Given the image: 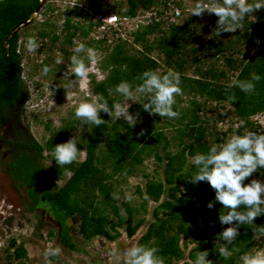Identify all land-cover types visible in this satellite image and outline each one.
Here are the masks:
<instances>
[{
  "label": "trees",
  "instance_id": "obj_1",
  "mask_svg": "<svg viewBox=\"0 0 264 264\" xmlns=\"http://www.w3.org/2000/svg\"><path fill=\"white\" fill-rule=\"evenodd\" d=\"M78 1L88 4L89 9L83 12L81 21L73 22L74 17H80L81 9H64L52 16L56 9L48 3L39 22L33 19L13 32L16 25L27 21L39 1L0 0V126L10 108L22 113L27 97L22 61H28L22 45L30 36L41 45L37 58L41 53L45 56L38 63L25 64L29 79L36 73L46 77L41 73L47 65L64 80L63 86L52 92H64V85L80 79L72 72L66 77V71L72 68L71 56L76 54L74 42L99 49L101 56L95 67L102 78L96 80L92 72L88 73V94L81 102L102 95L109 108L129 103V112L139 113L138 123L130 127L126 120L111 119L103 111L100 117L105 121L99 127L82 122L75 117L81 102L67 110L57 127L44 123L46 138L38 143L29 137L28 149L13 153L6 164L13 183L21 184L27 193V209L45 212L56 228L57 243L71 253L79 252L78 239L84 244L99 237L111 243L122 231L126 239H135L138 245L156 247L165 264H193L200 251H208L207 259L213 264H239L241 256L257 250L264 240V236L255 238L259 227L264 226V215L257 217L254 224L240 225L238 237L228 246L231 256L221 257L215 243L230 226L219 221V214L227 210L219 202L211 209L207 207L209 201L215 200V192L207 182H190L196 171L190 158L225 143L234 133L242 135L247 130L264 134V8L246 16L241 30L219 37L215 34V14L195 16L189 11L173 22L139 25L124 38L106 44L90 37L92 15L100 11L98 4ZM188 1L192 10L197 0ZM167 2L119 0L105 11L133 17L155 10L159 16L167 9ZM172 5L182 10V0H172ZM61 18L66 20L62 26ZM79 55L89 63L86 52ZM58 56L63 61L60 64L56 63ZM168 69L180 74L182 95L176 96L173 105L179 113L177 118L144 111L142 105L148 101V94L128 101L116 92L117 85L124 81L134 91L142 83L138 77L147 70L165 74ZM253 74L261 77L253 81L254 91L229 88L235 80H251ZM241 121L243 125L237 128ZM141 130L143 135H139ZM74 135L83 159L58 166L54 146ZM147 160L155 166L151 173L144 171ZM137 176L144 179L142 187L135 188L139 201L132 205L115 199V189ZM251 179L264 181V168L245 183ZM38 221L39 230L42 220ZM47 235L54 236L51 232ZM3 251L2 264H24L27 260L23 244L15 239L8 240Z\"/></svg>",
  "mask_w": 264,
  "mask_h": 264
},
{
  "label": "clouds",
  "instance_id": "obj_2",
  "mask_svg": "<svg viewBox=\"0 0 264 264\" xmlns=\"http://www.w3.org/2000/svg\"><path fill=\"white\" fill-rule=\"evenodd\" d=\"M264 8V0H197L191 15L202 16L203 13L215 14L218 17L215 34L219 37L225 32H236L243 28L241 23L246 16ZM116 14L112 12H96ZM95 13V14H96ZM92 15V20H93ZM66 20L61 18L59 25L62 26ZM40 43L34 36L28 37L24 47L29 53H35L40 48ZM71 56V72L75 77L84 79L88 75L89 67L85 59L79 54H87V60L95 63L97 52L95 49L86 47L84 43H78L73 49ZM58 56L56 63H62ZM51 68L45 65L42 75H47ZM139 80L141 84L135 87L124 81L116 87V92L122 94L128 101L136 95L148 94V101L142 105L143 110L150 115L158 114L160 117L170 119L177 118L179 113L173 110L176 96L182 95L180 87V74L173 69H168L165 74L158 71L147 70L142 73ZM261 77L253 74L251 80H235L229 88L238 87L241 91L252 92L255 90L253 81H259ZM231 99H235L234 96ZM129 103H116L109 108L107 101L102 95L92 97L90 101L81 102L75 110V117L85 123H93L97 127L104 123L100 117L101 111L108 114L111 119H124L130 127L138 123L139 113L129 112ZM243 125V121L237 128ZM141 130L139 135H143ZM78 138L74 135L66 142L54 146V160L58 166L69 165L77 161L82 150L77 145ZM190 163L195 166L196 171L189 179L192 184L207 182L215 192V200L209 201L207 207L213 208L215 202H219L227 211L219 214V221L226 227L220 234V240L216 241V251L225 259L231 256L229 245L233 244L239 235L240 225L254 224V220L264 215V181L251 179L250 183L245 181L258 169L264 168V134L245 131L242 135L234 133L225 143L213 145L207 153H197L190 158ZM241 209H244L241 211ZM264 236V226L259 227V235L256 239ZM223 241V243H221ZM156 247L138 245L131 243L127 248L121 250L113 247L109 252L108 264H165L164 258L158 255ZM60 249H49L48 256L59 255ZM208 251H200L193 264H213L207 259ZM242 264H264V249L254 250L240 257Z\"/></svg>",
  "mask_w": 264,
  "mask_h": 264
},
{
  "label": "rangeland",
  "instance_id": "obj_3",
  "mask_svg": "<svg viewBox=\"0 0 264 264\" xmlns=\"http://www.w3.org/2000/svg\"><path fill=\"white\" fill-rule=\"evenodd\" d=\"M90 1L96 2L98 4L97 11L103 12L107 6H111L113 2H118L119 0ZM49 3L56 9L51 14L52 16L58 11H63V9L74 10L75 7L72 4H78L76 8L81 9L82 13H80L78 19L74 17L73 22L81 21L83 12L89 11L88 4L83 5L84 3L78 0H51ZM190 6L191 4L188 0H182V17L191 11ZM43 12L44 10H42ZM42 13L40 14L42 15ZM72 13L74 14L76 11ZM41 18V16H36L34 20L39 22ZM77 44V42H74V46H77ZM24 45L25 43L22 45V53L27 56L28 61L27 63L25 60L22 61L24 64L22 78L25 81L27 97L22 106L21 116L23 123L28 128L30 137L40 143L46 138L43 124L50 122L52 127H57L59 120L64 117L67 110L79 104L86 97L88 94L87 78L79 79L77 83L70 82L69 85H64V92L54 94L52 90L62 87L64 80L52 71L46 77L39 76L36 73L29 79L25 64L38 63L45 54L41 53L37 58V51L29 53ZM95 50L97 52V60H99L101 52L99 49ZM96 62L88 63V73L92 72L96 76V80H100L102 74L96 69ZM70 72L71 69L66 71V77ZM36 118L39 120L37 123L35 122ZM82 159L83 154L81 153L79 160ZM5 162L6 159L3 164H0V264L4 261L5 253L3 250L6 242L10 239H15L16 242L23 244L27 253V260L24 264H108V254L113 247L123 250L131 243H135V239H126L122 231H120V237L114 242L107 243L104 239L98 237L83 244L78 239L79 252L71 253L64 250L57 243L55 238L56 228L45 212L39 208L33 212L27 209L28 198H26L23 187L20 184L13 183L7 175ZM144 167L146 173H151L155 166L152 161L147 160L144 163ZM143 181L144 179L141 176L128 178L124 185H120L115 189L114 198L135 205L139 201L135 188L138 186L141 188ZM60 183L57 182V184ZM38 218L42 220V226L39 230L36 229L37 224H39ZM48 232L53 233L54 236L48 237ZM57 247L60 249V253L55 256L56 260H51L47 252L50 248L55 249ZM262 249H264V240L261 241V245L257 248V250ZM239 264H242V262Z\"/></svg>",
  "mask_w": 264,
  "mask_h": 264
},
{
  "label": "built area",
  "instance_id": "obj_4",
  "mask_svg": "<svg viewBox=\"0 0 264 264\" xmlns=\"http://www.w3.org/2000/svg\"><path fill=\"white\" fill-rule=\"evenodd\" d=\"M167 9L157 15L155 10L137 13L133 17H119L113 14L96 13L93 16V29L90 37L94 40H104L110 44L113 39L124 38L125 34L135 30L139 25H148L153 21L173 22L181 16V10L168 0Z\"/></svg>",
  "mask_w": 264,
  "mask_h": 264
},
{
  "label": "flooded vegetation",
  "instance_id": "obj_5",
  "mask_svg": "<svg viewBox=\"0 0 264 264\" xmlns=\"http://www.w3.org/2000/svg\"><path fill=\"white\" fill-rule=\"evenodd\" d=\"M50 1L51 0L48 1L44 0V3L39 9L40 13H42V10H44L45 6ZM72 5L73 7L76 8L78 4H72ZM40 13L37 12V16H41ZM17 110L18 109L10 108L6 115L5 122L0 126V164H3L4 160L6 159L5 162L6 165L10 161L9 159L13 153H18L21 152V150L23 149L24 150L28 149L26 145L29 144L30 135L27 126L23 123L21 114H19ZM15 112H17V115L13 116ZM25 194L27 196L26 192Z\"/></svg>",
  "mask_w": 264,
  "mask_h": 264
},
{
  "label": "water",
  "instance_id": "obj_6",
  "mask_svg": "<svg viewBox=\"0 0 264 264\" xmlns=\"http://www.w3.org/2000/svg\"><path fill=\"white\" fill-rule=\"evenodd\" d=\"M38 5L35 9V11L29 16V18L27 19V21H25L24 23H21V24H18L15 26L13 32H17V30L20 28V27H23L27 24H29L36 16H37V12L38 10L40 9V7L42 6V4L44 3V0H38ZM12 35V34H11ZM10 35V36H11Z\"/></svg>",
  "mask_w": 264,
  "mask_h": 264
}]
</instances>
